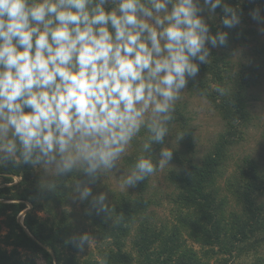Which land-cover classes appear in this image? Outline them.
Returning a JSON list of instances; mask_svg holds the SVG:
<instances>
[{"label": "clouds", "instance_id": "obj_1", "mask_svg": "<svg viewBox=\"0 0 264 264\" xmlns=\"http://www.w3.org/2000/svg\"><path fill=\"white\" fill-rule=\"evenodd\" d=\"M221 6L225 28L241 23L225 0H0V168H43L51 191L82 173L73 199L91 198L86 214L110 216L108 193L93 195L91 185L118 168L142 129V154L121 187L136 188L172 161L162 147L154 163L153 145H164L176 103L211 49L228 44L229 33L212 34L201 15L212 19ZM250 16L264 25L260 8ZM93 242L87 232L71 238L80 252Z\"/></svg>", "mask_w": 264, "mask_h": 264}, {"label": "trees", "instance_id": "obj_2", "mask_svg": "<svg viewBox=\"0 0 264 264\" xmlns=\"http://www.w3.org/2000/svg\"><path fill=\"white\" fill-rule=\"evenodd\" d=\"M225 3L238 8L241 19L246 12L264 7V0H225ZM215 14L223 18L222 6ZM231 67L225 54L211 51L208 64L200 65L201 76L193 84L198 94L199 89L207 90L206 99L224 120L225 131L198 164L189 161L187 168L172 173L169 178L177 191L174 204L188 211L184 217L175 216V222L166 225L153 222L152 216L147 215L154 204L147 196L148 177L130 192L113 194L110 216L97 214L94 209L86 214L91 204L84 206L81 216L90 233L101 242V248L100 259L93 255L81 259V252L72 245L71 238L85 230L79 227L81 222L77 217L74 219L75 216L66 213L59 216L57 210L68 204L72 194L70 183L79 175L61 178L63 182L51 191L44 187L45 182L30 164L9 163L0 168V264H38L39 261L104 264L105 259L108 264H237V257L250 252L257 254L264 248V203L259 202L264 197V172L245 159L250 171H244L240 181L227 186L240 211L227 212L226 201L218 200V181L223 178L230 150L236 136L242 134L240 128L251 117L245 107V94L254 71L244 69L233 75ZM217 87L223 88L224 94L218 93ZM156 150L153 147L154 163ZM141 154L142 149L138 155L128 157L126 166L131 168ZM9 184L12 186L8 187ZM2 229L6 232L2 233ZM188 240L200 244L204 252L200 255L190 248ZM211 247H219L222 254L214 262L212 259L217 255Z\"/></svg>", "mask_w": 264, "mask_h": 264}, {"label": "rangeland", "instance_id": "obj_3", "mask_svg": "<svg viewBox=\"0 0 264 264\" xmlns=\"http://www.w3.org/2000/svg\"><path fill=\"white\" fill-rule=\"evenodd\" d=\"M258 8L261 9V15L264 16V7ZM250 13L251 11L246 12L243 19H241V23L232 29L222 28V19L219 18V15L215 14L212 19H209L206 12L201 13L209 24L211 32L213 29H219L229 33L228 44L224 47L212 48L211 51L225 54L228 57L232 64L231 74L235 75L244 69L254 71L249 77V86L245 94V107L251 115L250 121L240 128L239 131L242 134L236 136L226 167L222 171L223 178L218 181V200L223 199L226 201L227 206L225 209L227 212L240 211L233 196L228 192L227 186L240 181L244 171H250L245 159H248L251 164H255L260 171L264 172V35L259 32V29L264 25L254 21ZM209 47L211 46L209 45ZM200 76L201 74L198 73L194 80L189 81L187 88L181 94L180 100L177 101L175 119L169 124V136L166 137L164 145H153L157 149L155 152L156 159H159V152L162 147H171L174 151L172 161L165 164L162 169L158 168L156 173L150 176L147 196L152 199L154 204L150 206L147 215L152 216L153 222H157V225L174 223L175 216L181 218L188 212L186 209H181L174 204V195L177 191L169 179L171 174L187 168L189 161L198 164L204 155L212 150L215 143L218 142L219 136L225 131L224 120L214 105L207 99L202 98L194 88L193 84ZM180 112L184 114V117H180ZM147 135V130L142 129L120 158L118 168L107 172L96 184L91 185L93 195L106 192L110 203L114 193L130 192L131 188L121 187L124 174L130 170L125 161L128 157L138 155ZM180 137H183V139H180ZM35 169L41 181L46 183L50 179L46 170L39 167ZM77 175H79V178L74 177L70 185L76 179H85L82 173ZM90 199L81 203L74 200L71 194L68 204L57 209L58 215L62 216V213L72 214L75 216L74 219L77 217L81 222L77 221L81 230L90 233V229L81 216L85 209L84 206L90 205ZM259 202L264 203V197H260ZM40 215L46 217L44 214ZM82 231L80 232L82 233ZM5 232L6 230L2 229V233ZM187 242L190 248H195L200 255L204 252L205 248L200 244L191 243L190 240ZM100 243L97 239V242H93L90 248H86L79 254L80 258L86 259L89 255H93L92 257L100 259L98 253L99 248H101ZM211 250L214 255H217L215 258L213 257L212 262L222 257L219 247H211ZM258 261L264 264V248H260L257 254L250 252L247 255L237 257L235 260L237 264H254ZM38 264H43V262L39 261Z\"/></svg>", "mask_w": 264, "mask_h": 264}]
</instances>
